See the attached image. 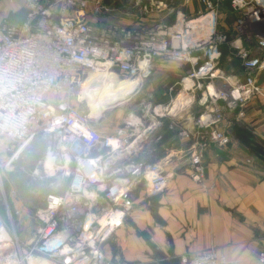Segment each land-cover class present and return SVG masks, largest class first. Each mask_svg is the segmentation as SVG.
<instances>
[{
    "label": "built area",
    "instance_id": "obj_1",
    "mask_svg": "<svg viewBox=\"0 0 264 264\" xmlns=\"http://www.w3.org/2000/svg\"><path fill=\"white\" fill-rule=\"evenodd\" d=\"M194 1L182 0L181 5ZM196 1L203 11L195 17L177 11L172 24L158 22L144 29L93 24L90 0H23L25 20L0 25V136L23 149L39 133H48L54 145L46 161L70 177L64 192L48 195L37 211L40 227L33 241L12 237L0 215V264H112L103 245L133 211L134 188L144 184L147 197L153 198L167 187L158 165L130 158L116 164L128 156L132 143L120 134H100L89 121L90 113L79 109L90 76L111 74L138 81L160 59L187 65L183 83L192 82L193 93L203 91L196 129L214 144L228 143L220 129L226 115L244 117L246 106L259 93L264 0H229L235 16L232 34L218 30L215 1ZM96 5L106 11L101 0ZM135 5L145 16L175 10L161 0H136ZM227 45L238 51L242 75L220 72V49ZM171 109H165L167 115ZM153 114H163L161 107H154ZM178 136L188 140L190 133L180 129ZM192 165V179L199 182V154L192 157ZM257 260L264 264V251ZM182 261L230 264L214 249Z\"/></svg>",
    "mask_w": 264,
    "mask_h": 264
},
{
    "label": "crops",
    "instance_id": "obj_2",
    "mask_svg": "<svg viewBox=\"0 0 264 264\" xmlns=\"http://www.w3.org/2000/svg\"><path fill=\"white\" fill-rule=\"evenodd\" d=\"M113 3L109 6L111 11L115 10ZM176 5L172 6L176 9L173 13L146 17L173 14V18L158 21L172 24L177 11L189 18L203 11V6L196 0L188 7L181 5L182 10ZM137 8L136 14L115 11L136 16L141 13ZM94 13L99 15L97 9ZM93 15L89 12L90 21L99 26L147 29L142 24L126 26L97 22ZM230 15L235 22V16ZM220 19L219 15L218 30ZM162 61L167 60L156 62ZM180 65L182 67H156L151 78L154 83L148 85L144 100L137 103L140 115L129 112L135 106L132 104L134 99L125 108L117 110L132 114L125 120L114 122V112L101 124H95L97 128L109 127L106 135L120 133L128 138L132 143L129 152H133L130 159L158 165L168 181L165 191L153 198L147 197L144 184L134 188L133 211L123 227L103 245V252L112 264H184L185 256L214 249L230 264H259L257 256L264 250V99L256 98L251 102L242 119L227 114L220 129L228 143L214 144L194 125L204 108L203 91L193 93L189 90L192 82L184 84L183 80L190 67ZM219 70L226 75H242L241 65L233 72L226 73L220 67ZM257 80L264 94V72ZM142 86L140 83L137 95ZM161 94L163 100H160ZM180 97L183 98L179 100ZM154 107H161L163 114H153ZM166 108H172L173 112L167 115ZM180 129L190 133L188 140L179 138ZM196 154L201 156L203 165L200 182L192 179L194 167L191 160ZM38 263L53 264L44 260Z\"/></svg>",
    "mask_w": 264,
    "mask_h": 264
},
{
    "label": "rangeland",
    "instance_id": "obj_3",
    "mask_svg": "<svg viewBox=\"0 0 264 264\" xmlns=\"http://www.w3.org/2000/svg\"><path fill=\"white\" fill-rule=\"evenodd\" d=\"M99 0H90L89 12L94 14L97 22L103 21L108 24H124L126 26H137L142 24L143 27L151 28L159 19L166 20L167 18H173V14L164 17H144L141 13L136 16L124 15L122 13L112 11L109 6L113 3V0H101L103 7L106 11H102L96 4ZM136 1V0H131ZM146 3L147 0H141ZM176 1V7L180 9L182 0ZM217 3L220 12V33H234V20L229 13L230 6L229 0H213ZM97 9V13L94 11ZM26 9L23 8L22 0H0V25L7 22H20L25 18ZM176 10V9H175ZM182 10V9H181ZM197 8L194 9L196 11ZM103 13V14H100ZM153 14L149 16H153ZM141 18H146L142 20ZM221 57L218 61V66L224 72L237 71L240 67V59L238 57V51L232 46L221 48ZM158 66H170L180 67L178 63H172V61L155 62L151 66L149 74L142 78L139 83L144 86L141 87L139 95H137L133 101L135 105L129 112L134 113L135 116L140 115V109L137 103L142 102L147 89L151 83H154L151 78L152 74ZM182 67V66H181ZM186 72V71H185ZM147 78V79H145ZM120 81H133L121 77ZM163 90L164 88H160ZM160 100H163L162 96ZM183 97H180L181 100ZM264 99V94L259 87V93L254 97ZM159 99L157 98V101ZM252 101V102H253ZM155 102V101H153ZM250 104V103H249ZM248 104V105H249ZM247 105V106H248ZM246 106V108H247ZM245 108V110H246ZM81 111L92 113L91 108L88 107L87 103L80 105ZM127 111H115L114 122H121L125 120L129 115ZM241 117L240 119H242ZM94 127L99 131L100 134L106 135L109 132L106 125L105 127ZM120 134V133H117ZM264 138V134H263ZM54 145V139L48 133L41 132L23 149L17 144L10 143L7 139L0 136V215L5 220L8 226L9 233L13 237L14 234L23 242H31L35 239L36 233L40 227V223L36 218L37 211L44 205L46 197L50 194H60L68 187L70 177L63 176L58 172L55 166L47 163L46 157L49 149ZM202 161V159H201ZM192 162V160H191ZM203 167V165H202ZM200 182V181H199ZM14 232V233H13ZM264 251V250H263ZM262 251V252H263ZM261 253V252H260ZM259 253V254H260Z\"/></svg>",
    "mask_w": 264,
    "mask_h": 264
},
{
    "label": "bare ground",
    "instance_id": "obj_4",
    "mask_svg": "<svg viewBox=\"0 0 264 264\" xmlns=\"http://www.w3.org/2000/svg\"><path fill=\"white\" fill-rule=\"evenodd\" d=\"M111 74L90 76L82 87L81 99L85 98L91 108V114H96L106 104L122 101L132 94L140 84L138 81H120ZM173 112V111H172Z\"/></svg>",
    "mask_w": 264,
    "mask_h": 264
},
{
    "label": "water",
    "instance_id": "obj_5",
    "mask_svg": "<svg viewBox=\"0 0 264 264\" xmlns=\"http://www.w3.org/2000/svg\"><path fill=\"white\" fill-rule=\"evenodd\" d=\"M138 88H139V85L137 86V88H135L132 94H128V96H126V98L123 99L122 101L106 104L102 108H100L98 113L90 114L89 121L93 124L99 125L105 120L107 115L114 113L115 111L119 109L125 108L137 96V93L139 92ZM84 103H87V101L85 100V98H82L79 102V105H83ZM132 156H133V152L130 151L127 157L118 161L116 164H122L123 162L127 161V159H129Z\"/></svg>",
    "mask_w": 264,
    "mask_h": 264
},
{
    "label": "trees",
    "instance_id": "obj_6",
    "mask_svg": "<svg viewBox=\"0 0 264 264\" xmlns=\"http://www.w3.org/2000/svg\"><path fill=\"white\" fill-rule=\"evenodd\" d=\"M166 2L170 7L176 5V1L174 0H161ZM134 1L131 0H114L113 6L114 9L127 14H136L138 12V8L135 6Z\"/></svg>",
    "mask_w": 264,
    "mask_h": 264
}]
</instances>
